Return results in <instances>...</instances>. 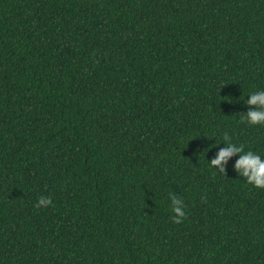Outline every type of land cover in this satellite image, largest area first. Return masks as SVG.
Returning <instances> with one entry per match:
<instances>
[{"label": "trees", "instance_id": "1", "mask_svg": "<svg viewBox=\"0 0 264 264\" xmlns=\"http://www.w3.org/2000/svg\"><path fill=\"white\" fill-rule=\"evenodd\" d=\"M258 88L264 0H0V264H264Z\"/></svg>", "mask_w": 264, "mask_h": 264}, {"label": "clouds", "instance_id": "2", "mask_svg": "<svg viewBox=\"0 0 264 264\" xmlns=\"http://www.w3.org/2000/svg\"><path fill=\"white\" fill-rule=\"evenodd\" d=\"M245 100L248 106L240 118L249 125H264V88L249 92ZM223 147H219L215 155L208 160V167L225 175V165L234 156L237 158L232 164L234 171L245 179L247 184L255 188L264 189V156L251 149H245L243 144L234 142L229 136L223 138ZM221 143H218L219 145ZM50 197H40L39 205H48ZM171 210L175 222H179L185 215L184 205L175 194L170 195Z\"/></svg>", "mask_w": 264, "mask_h": 264}]
</instances>
